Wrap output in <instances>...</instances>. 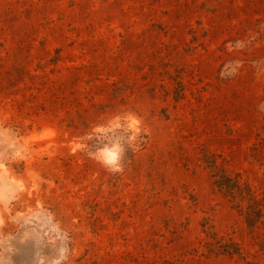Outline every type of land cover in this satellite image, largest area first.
<instances>
[{
	"label": "rangeland",
	"instance_id": "1",
	"mask_svg": "<svg viewBox=\"0 0 264 264\" xmlns=\"http://www.w3.org/2000/svg\"><path fill=\"white\" fill-rule=\"evenodd\" d=\"M209 161L264 195V0H0V264H264Z\"/></svg>",
	"mask_w": 264,
	"mask_h": 264
},
{
	"label": "trees",
	"instance_id": "2",
	"mask_svg": "<svg viewBox=\"0 0 264 264\" xmlns=\"http://www.w3.org/2000/svg\"><path fill=\"white\" fill-rule=\"evenodd\" d=\"M209 169L216 189L222 193L244 220L249 229H254L264 221V195L259 194L252 185L219 169L215 161H209Z\"/></svg>",
	"mask_w": 264,
	"mask_h": 264
},
{
	"label": "clouds",
	"instance_id": "3",
	"mask_svg": "<svg viewBox=\"0 0 264 264\" xmlns=\"http://www.w3.org/2000/svg\"><path fill=\"white\" fill-rule=\"evenodd\" d=\"M122 152L120 146H113L106 150L105 157L103 159V163L113 172H119L122 168ZM67 259L66 255L63 256H54L48 260H45L43 264H64L65 260ZM36 264H41L38 260Z\"/></svg>",
	"mask_w": 264,
	"mask_h": 264
}]
</instances>
